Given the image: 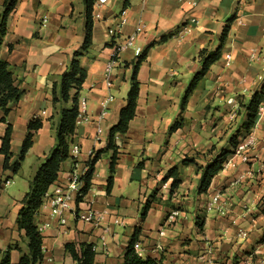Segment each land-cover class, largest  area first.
<instances>
[{"label": "crops", "instance_id": "0c3cea01", "mask_svg": "<svg viewBox=\"0 0 264 264\" xmlns=\"http://www.w3.org/2000/svg\"><path fill=\"white\" fill-rule=\"evenodd\" d=\"M4 1L0 0V11ZM122 10L128 21L118 41L133 33L141 20L145 24L136 42L142 53L146 52L138 69L136 114L127 132L115 136L118 159L111 192H106L113 153L109 149L106 158L100 157L96 163L91 188L80 205L92 204L107 214L95 225L69 213L66 225L61 226L42 208L35 222L49 226L41 232V264H78L66 251L67 242L93 243L94 264H122L136 226H141L138 253L156 258L159 264H239L247 258L257 264V251L264 253V174L259 171L264 163V120L254 127L257 144L250 151V160L221 169L208 193L198 190L202 169L197 165H206L219 151L228 149V139L238 129L237 119L246 118L245 104L264 83V0H108L97 10L94 7L93 13L99 11L101 17L93 15V42L79 57L87 76L78 94L87 98L92 119L76 127L72 139L81 145V151L62 163L57 180L67 182L70 170L81 169L89 160L90 150L107 145L109 131L126 104L133 65L139 57L134 47L120 52L118 64L109 79L105 77L112 52L109 27L118 21ZM233 15L220 57L182 108L183 96L202 67L200 51L215 50L220 45L223 28ZM190 17L197 18L193 31L176 38L175 29ZM85 26V0H18L7 20L0 57L10 63L23 90L20 99L11 102L8 114L0 108V148L10 123L12 161L18 156L29 121H42L16 173L3 168L4 155L0 152V247L10 248L14 262L29 252L28 239L16 221L20 201L57 142L61 109L71 106V100H60L61 78L84 40ZM253 49L257 50L254 59L250 57ZM228 52L233 60L226 66ZM110 94L114 99L109 110L98 120L101 101ZM229 98H234L237 107L233 117ZM180 119L182 126L171 131ZM99 127L102 132L95 141ZM185 158L194 162L183 164ZM174 165L179 168L181 182L171 192L172 178L164 177ZM215 189L228 198L226 214L203 208ZM147 200L151 206L143 219ZM174 209L179 214L171 219ZM116 216L120 223L113 221Z\"/></svg>", "mask_w": 264, "mask_h": 264}, {"label": "trees", "instance_id": "16d2710c", "mask_svg": "<svg viewBox=\"0 0 264 264\" xmlns=\"http://www.w3.org/2000/svg\"><path fill=\"white\" fill-rule=\"evenodd\" d=\"M129 0H126V3ZM18 0H5L3 8L0 11V48L3 44L4 36L7 33V20L10 13L14 10ZM95 0H85L86 5V26L85 36L81 46L74 52L73 58L70 63V68L62 74L60 84V100L63 102H69L71 100L70 107H63L61 109V118L57 128V142L47 155L45 160L40 164L36 173L34 174L30 188L25 193L20 201V208L18 211L17 225L20 230H24V233L28 239V253L22 254L18 262H14L11 259L10 248L2 249L0 247V254L2 255L0 264H41L43 253V235L38 229V225L35 222L36 213L42 203L43 196L54 184L59 176L62 163L70 157V145L72 143V137L76 130V119L78 116L79 108V90L84 83L87 71L81 66L79 57L83 55L92 45L93 42V10ZM234 15L228 19V24L224 26L221 37L220 45L215 50L202 49L200 56L202 59V67L193 76L184 96L182 99V108L185 107L189 95L196 88L199 80L207 73L210 65L216 61L221 55V49L224 45L228 32L230 30V22L233 21ZM11 48V45H10ZM146 57V52L139 55L137 61L133 65V72L131 76V85L127 94L126 104L121 108L119 113L118 122L113 125L109 131V137L107 145L104 148H99L92 155L87 164L89 170L84 176V185L77 197V203L84 200V197L88 193L92 185L93 175L96 169V163L105 151L111 149L113 151L110 158V174L106 183V192L110 193L114 184V174L116 170V163L118 159V146L116 144L115 136L117 133H125L128 130L130 121L136 114V107L138 103V97L140 93V83L138 80V69L140 64ZM74 91V92H73ZM23 94V90L16 82L13 72L10 67V63L0 57V108L4 111V114H8L10 111L11 102L17 101ZM54 100H58V97L54 95ZM264 100V83L260 89L255 91L250 100L245 104L246 118L244 121V130L242 134H233L230 137V148L222 149L219 151L209 162L204 166L197 165L198 169H202V174L199 182V192H206L212 183L214 176L223 168V163L228 156L233 152V149L239 142V140L247 135L256 120L257 108L261 101ZM5 121V117H2ZM183 119L176 121L170 128L174 131L181 127ZM42 126L40 119H32L28 123V132L23 139L20 151L17 158L12 161L11 140H12V125L9 123L4 135L2 136V145L0 152L4 155L3 168L10 169L16 173L25 159L26 154L34 141V131L38 130ZM194 162V159H183V164ZM180 172L177 165L172 166L164 179L172 178L170 191L173 192L175 188L181 182L179 178ZM151 206V201L147 200L142 208V218L144 219ZM202 228V223L200 224ZM141 234V226H136L134 232L129 240L124 254V260L122 264H159L156 258L147 256H141L137 251V244L139 242V236ZM65 249L71 256L77 261L78 264H94L96 249L95 245L90 242H67Z\"/></svg>", "mask_w": 264, "mask_h": 264}, {"label": "built area", "instance_id": "2783aa9c", "mask_svg": "<svg viewBox=\"0 0 264 264\" xmlns=\"http://www.w3.org/2000/svg\"><path fill=\"white\" fill-rule=\"evenodd\" d=\"M108 0H95L94 7L97 10V7L102 6L105 4ZM239 1H247V0H239ZM193 5L196 4V2H192ZM94 17H101V13L99 11H94L93 13ZM128 18L126 16V11L122 10L119 14L118 21L115 22L112 26L109 27V34H110V43L112 45V52L109 61L106 63L105 66V77L108 80L111 72L113 71L114 67L119 62V56L120 52L127 48V47H134L136 56H139L142 54L143 48L136 44L138 35L142 32V30L145 27V24L141 20L136 28V30L125 36L122 41H118V39L121 37L122 28L127 23ZM197 22L196 17H190L185 22L180 24L174 31V36L178 39L184 38L186 35L191 33L194 28V24ZM257 56V50L253 49L251 51L250 57L252 59L256 58ZM233 60V56L231 53L225 54V65L229 66L231 65ZM114 99V96L112 94L105 96L101 101V111L98 115V120H102L108 110L110 102ZM227 103L230 104V112L232 114V117L236 114V103L234 98H229L227 100ZM78 116L76 119V127H78L82 123L89 122L91 118V114L88 112L87 109V98L85 97H79L78 102ZM264 120V100L261 101L257 108V116L255 123L251 129V131L243 136L235 148L233 149V152L228 156V158L223 163V168L226 169L228 167H236L239 162H248L250 160V151L253 150L257 144V139L254 132V127H256L261 121ZM102 128L99 127L97 129V136L95 141H99L100 137L99 134H101ZM97 149L93 148L90 150V157L94 155L95 151ZM81 151V145L72 140V143L70 145V157L69 158H76L78 154ZM89 170V165L87 164V161L84 163L83 167L81 169L74 168L70 170V177L67 182H59L58 180L52 184L51 188L47 190L45 195L43 196L42 203L36 213V215L40 212L42 208H46L49 212V214L52 217H56L59 221V224L61 226L66 225L67 223V216L69 213H73L76 215L77 218L92 223L95 225L100 224L106 214L107 211H102L96 209L92 204H85L83 207L80 205L82 204L81 201L77 203V197L80 194V191L84 185V176ZM259 171L261 175L264 174V163L261 164L259 167ZM248 173H251L249 171ZM242 178V177H241ZM204 208L206 211L215 210L219 212L220 214H226L229 208V201L227 196L222 190L215 189L209 193V197L205 202ZM179 214L178 209H174L171 211L170 218L175 219L176 216ZM115 223H120L121 218L115 217L113 220ZM49 224L47 222L39 223L38 229L40 232L44 231ZM108 227H104V230H108ZM137 248V246H136ZM259 254V257L257 259V264H264V253L261 251H257ZM239 264H253V261L251 258H247L239 262Z\"/></svg>", "mask_w": 264, "mask_h": 264}, {"label": "rangeland", "instance_id": "374dc122", "mask_svg": "<svg viewBox=\"0 0 264 264\" xmlns=\"http://www.w3.org/2000/svg\"><path fill=\"white\" fill-rule=\"evenodd\" d=\"M244 118H243V116H241V117H239L238 119H237V123H235L236 125H237V127H238V129L237 130H235V134H242L243 132H245V130H244ZM233 135V134H232ZM231 135V136H232ZM230 136V137H231ZM230 137H229V139H228V141H230ZM229 144H230V142H229ZM228 148H230V146L228 147ZM108 154H107V152H104L103 154H102V156H101V158L103 157V158H106V156H107ZM30 169V168H29ZM9 174H10V176L11 175H13V172H11V171H9ZM209 189H210V187L208 188V190L206 191V193H208L209 192ZM206 193H205V195H206ZM204 205H205V203H204ZM204 208V207H203ZM201 214H203V212H201ZM14 232H15V228H13V235H14ZM1 257H2V255L0 254V260H1Z\"/></svg>", "mask_w": 264, "mask_h": 264}]
</instances>
